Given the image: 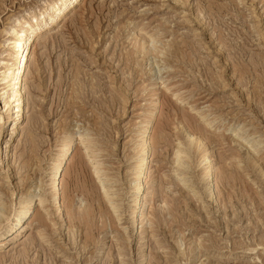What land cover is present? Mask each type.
<instances>
[{"label": "rangeland", "instance_id": "374dc122", "mask_svg": "<svg viewBox=\"0 0 264 264\" xmlns=\"http://www.w3.org/2000/svg\"><path fill=\"white\" fill-rule=\"evenodd\" d=\"M44 1L0 0V52L9 15ZM59 23L32 44L22 132L9 170L0 164V264H264V0H82ZM134 31L156 47L134 52ZM145 127L151 156L137 177ZM33 193L42 206L7 234Z\"/></svg>", "mask_w": 264, "mask_h": 264}, {"label": "bare ground", "instance_id": "6f19581e", "mask_svg": "<svg viewBox=\"0 0 264 264\" xmlns=\"http://www.w3.org/2000/svg\"><path fill=\"white\" fill-rule=\"evenodd\" d=\"M81 2L82 0H48L41 2L32 9L30 8L22 9L20 12H17L16 15H9L8 17L10 24L5 29L6 37L1 42V44L3 43L2 47L5 46L6 48L0 52V131L2 130V128H5V131L7 133V138L4 139V141H0V164L2 168L5 170L6 169L9 170L10 167L9 163L12 160L11 157L13 156V154H15L13 153L14 151L13 142L16 140L15 136H17V134H19V132L21 131V123L23 121V113L25 111V102H26L25 94L27 92L26 90L27 85L25 84L28 79L27 77L30 74L29 72L30 69H28L30 67L28 66L34 60V51L33 49L31 50L32 44L34 43L33 44L34 46L35 44L40 45L45 38V32L58 27V25H60L59 22L63 21L66 18V15L69 13V11L71 9L74 10V8L77 7ZM139 31L143 32L142 28ZM133 34H134V39L136 40L134 46L135 47L134 52L142 51L143 53H148L154 49L152 45L156 47L155 45L157 41L155 42L153 37H151L150 35H149L150 40L149 39L143 40L138 33H135V31L133 32ZM129 58L131 59L130 56H127V60H130ZM154 108H155L154 104H151L150 107L148 108L149 117L151 116V113ZM72 131H73L72 128L71 129L67 128L64 131L58 144L59 145L58 147H60L59 152L53 159L54 163L52 166L51 176L49 180L50 182L49 190H50V198L54 206L53 209L54 215L55 214L60 215L62 210L61 207H63L60 203V199L58 198L59 183L61 182L63 165L66 162V160L69 158V156H71L70 143L72 141L71 138ZM138 135L140 136L139 138L140 143H139L137 163L135 165L136 168L135 174L137 177H139L142 173L144 174L145 169L149 167L148 157L150 155L148 154V146H150V143L149 141H147V128L146 127L142 128L139 131ZM187 135L189 139L194 137V133H192L191 131H188ZM79 137L81 138V140H83L84 138L83 133L82 134L80 133ZM195 140L201 141V139L198 138V136L195 137ZM187 144L189 146L193 143H191L189 140ZM175 158L176 159H174V161L176 160L177 166L180 167V165H182L181 157L178 155L177 157L175 156ZM203 161L206 165L205 166L206 173L210 172L211 169H213L211 164L212 161L211 154L210 153L205 154L203 157ZM101 172H103V170ZM97 174L99 175V173ZM143 183L144 181L142 179H139L138 183L135 184L137 185V187H136L135 196L133 198L134 205H133V213L131 217L132 224L136 229H139V232L143 231V226H144L143 223H145L144 220L146 217L144 214L145 213L144 202L140 200L142 197L141 193L143 192V189L142 191L140 190ZM106 189L108 190V188ZM105 191L106 190H104V192ZM42 202H43V198L41 196L35 195L34 193L28 195L26 202L22 200L19 201V206L16 208L13 214V219L9 224L8 228L6 229V233L7 234L15 233L17 232V230H19V228H23V224L25 223V221L29 219L31 215H33V211L35 209L34 206L35 205L37 207L42 206ZM109 202L111 203V201ZM26 216L28 217L22 223V220ZM27 226H29V224ZM0 235H2L1 232ZM17 235L18 234H16L15 236ZM38 235L40 234L38 233ZM2 244L3 243L0 242V246Z\"/></svg>", "mask_w": 264, "mask_h": 264}]
</instances>
